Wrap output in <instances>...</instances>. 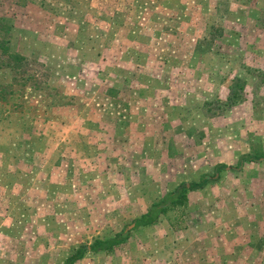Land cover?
Returning a JSON list of instances; mask_svg holds the SVG:
<instances>
[{
	"label": "rangeland",
	"instance_id": "1",
	"mask_svg": "<svg viewBox=\"0 0 264 264\" xmlns=\"http://www.w3.org/2000/svg\"><path fill=\"white\" fill-rule=\"evenodd\" d=\"M263 210L264 0H0V264L216 263Z\"/></svg>",
	"mask_w": 264,
	"mask_h": 264
},
{
	"label": "crops",
	"instance_id": "2",
	"mask_svg": "<svg viewBox=\"0 0 264 264\" xmlns=\"http://www.w3.org/2000/svg\"><path fill=\"white\" fill-rule=\"evenodd\" d=\"M236 207H238V209L234 212L237 213V211L241 210V207L237 205L234 207V210ZM257 208L256 205L248 206V209L251 211H254ZM261 218H264V210L258 211L254 215V220H247L248 222L244 221L241 223V221L238 222L235 218L229 222H226L227 220L225 222L224 220H220L223 225L216 226V228L220 229L218 233L215 231L210 237L208 234L201 237L202 241L200 244H205L206 247L210 244L216 246L212 249L209 247L202 253L200 252L201 255H203V258H205L201 261L213 262L212 258L208 257L210 254L209 250L211 249L214 252H212V255L214 256L216 263L210 264H258L256 253H258V249L264 251V219L261 220ZM194 226L201 228L199 225ZM178 229L179 230H176L177 233L183 232L184 234H187V232L193 229V227L183 226ZM186 241L187 238L185 237L182 242ZM245 249L249 251L248 254H245ZM155 258L157 257H154L153 259ZM156 261L158 260L156 259ZM154 264H157V262H154Z\"/></svg>",
	"mask_w": 264,
	"mask_h": 264
},
{
	"label": "trees",
	"instance_id": "3",
	"mask_svg": "<svg viewBox=\"0 0 264 264\" xmlns=\"http://www.w3.org/2000/svg\"><path fill=\"white\" fill-rule=\"evenodd\" d=\"M250 155H244L241 158V162ZM250 157L248 160H253ZM204 181H207V176L204 177ZM197 188L194 185L189 187L187 184H180L178 187L166 193L164 198L154 203L150 209L143 213L140 218H138V222L140 223V227H146L156 224L162 215L168 213L171 209H176L178 207H187L188 200V191L191 189ZM139 225H135V228ZM180 228V227H178ZM128 231H121L116 233L114 236L109 238H97L90 245H81L74 252H72L66 259L65 264H77L87 252H112L116 246L125 243L128 238Z\"/></svg>",
	"mask_w": 264,
	"mask_h": 264
},
{
	"label": "water",
	"instance_id": "4",
	"mask_svg": "<svg viewBox=\"0 0 264 264\" xmlns=\"http://www.w3.org/2000/svg\"><path fill=\"white\" fill-rule=\"evenodd\" d=\"M189 186V185H188Z\"/></svg>",
	"mask_w": 264,
	"mask_h": 264
}]
</instances>
